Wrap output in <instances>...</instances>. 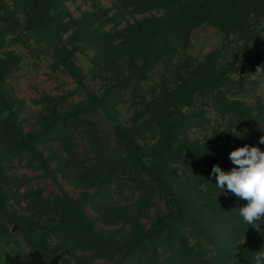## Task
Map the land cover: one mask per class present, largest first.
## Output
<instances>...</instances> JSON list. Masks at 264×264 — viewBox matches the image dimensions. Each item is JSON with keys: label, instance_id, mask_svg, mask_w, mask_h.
<instances>
[{"label": "rangeland", "instance_id": "1", "mask_svg": "<svg viewBox=\"0 0 264 264\" xmlns=\"http://www.w3.org/2000/svg\"><path fill=\"white\" fill-rule=\"evenodd\" d=\"M147 1L0 0V264L4 252L18 251L27 259L36 247L45 260L67 251L71 262L59 264H141L131 234L136 228L153 230L174 211L162 196L138 201L133 172L114 138V122L136 129V112L160 99L170 82L172 63H143L135 37L123 45L124 35L108 41L115 32L160 15L157 3ZM223 6L215 22L192 26L179 52L196 62L223 50L234 65L230 79L244 83L230 98L261 116L257 125L264 130V78L254 75L257 67L251 69L245 58L250 50L248 57L264 49V19L250 15L242 23V15H230ZM94 13L103 16L102 34L90 38L77 24ZM40 19L46 27L38 26ZM261 59L258 66L264 67ZM104 91L113 94L107 111L86 113L89 95ZM75 109L79 122L71 125L67 118ZM206 117L204 126L189 131L201 144L221 125L213 114ZM86 122L93 123V133L86 132ZM63 124L67 130L60 138ZM193 191L188 198L194 202L207 196L200 187ZM205 221L218 232L209 230L207 240L186 237L201 262L254 264L256 252L264 251L262 226L252 225L238 240L232 218ZM179 232L188 234L185 228ZM159 246V260L175 264L176 256Z\"/></svg>", "mask_w": 264, "mask_h": 264}, {"label": "trees", "instance_id": "2", "mask_svg": "<svg viewBox=\"0 0 264 264\" xmlns=\"http://www.w3.org/2000/svg\"><path fill=\"white\" fill-rule=\"evenodd\" d=\"M27 1V0H26ZM157 3L161 11L158 17H150L136 22L127 29L115 32L109 38L124 35L122 45L127 39L134 40V45L141 46L143 63L156 64L167 59L171 64L170 82L165 85L160 99L147 103V110L136 112L133 121L139 123L136 129L125 127L114 122V138L124 154V162L133 172L135 189L140 193L138 201L154 200L155 196L165 197L174 208L170 216L149 232L134 230L133 244L137 245L141 264H163L159 260L161 246L176 256L175 264H205L200 261L197 253L188 247V237L208 239L209 230L205 219H226L234 221L232 233L239 240L247 236L252 229L238 214V208L247 201L231 192H221L215 187V177H210L212 165H218L222 170L229 171L236 167L228 158V153L245 144L255 145L264 150L259 139L264 136V130L259 129L261 116L251 115L243 103L232 100L229 93L240 91L244 85L242 80L230 79L233 64H228L223 50L208 53L201 61L193 62L179 52L182 43L188 41V33L195 23L216 21L220 16L221 5L230 15L239 14L244 17L242 23L253 15L264 19V0H148ZM50 5V4H49ZM49 6H45L44 14ZM102 13H106L103 11ZM98 13L86 15L84 25L78 23L90 36L100 35L99 21L103 16ZM223 17V14H222ZM242 25V24H240ZM39 27H46L43 19L38 21ZM60 27V26H58ZM62 27V26H61ZM105 35V34H104ZM225 35H229L227 32ZM107 35H105L106 37ZM226 36V37H227ZM182 39V40H181ZM251 50L245 55L252 68L258 67V58L264 60V49ZM75 78L69 66H65ZM113 94L108 91L91 93L86 113L93 114L95 110L107 111L112 102ZM91 109V110H90ZM213 114L220 122L211 135L210 141L201 144L189 136V131L202 127L208 122L207 115ZM79 111L75 109L67 118L71 125L79 122ZM53 123L57 116L51 114ZM66 125L59 127L57 136H65ZM86 132L93 133L91 122L84 124ZM235 128V131H234ZM148 139L142 138V132ZM241 136L237 137L235 135ZM149 159L146 164L143 159ZM207 187V196L203 201L189 200V194L194 188ZM148 195V197H147ZM205 199V200H204ZM208 204V206L206 205ZM208 211V212H207ZM264 229V222L259 224ZM75 224H73V227ZM186 229L188 234H180V229ZM5 233V232H3ZM176 238V239H175ZM162 244H157V241ZM147 249V251H146ZM35 250H38L36 247ZM39 251V250H38ZM149 251V252H148ZM60 259L71 262L67 251L60 254Z\"/></svg>", "mask_w": 264, "mask_h": 264}, {"label": "clouds", "instance_id": "3", "mask_svg": "<svg viewBox=\"0 0 264 264\" xmlns=\"http://www.w3.org/2000/svg\"><path fill=\"white\" fill-rule=\"evenodd\" d=\"M254 75L264 78V67L258 66ZM259 144L264 145V136L260 137ZM228 158L236 167L224 171L214 164L209 176L215 177V187L220 193L231 192L247 201L238 208V214L245 223L256 228L264 222V150L245 144L230 151ZM201 190L206 192L207 187L202 185ZM254 264H264V251L256 252Z\"/></svg>", "mask_w": 264, "mask_h": 264}, {"label": "water", "instance_id": "4", "mask_svg": "<svg viewBox=\"0 0 264 264\" xmlns=\"http://www.w3.org/2000/svg\"><path fill=\"white\" fill-rule=\"evenodd\" d=\"M59 257L56 255L50 260H45L38 250H33L27 254V260H20L19 254L4 252L2 261L5 264H58Z\"/></svg>", "mask_w": 264, "mask_h": 264}, {"label": "flooded vegetation", "instance_id": "5", "mask_svg": "<svg viewBox=\"0 0 264 264\" xmlns=\"http://www.w3.org/2000/svg\"><path fill=\"white\" fill-rule=\"evenodd\" d=\"M13 254H19L20 255V260H27V259H24L23 257H22V255L18 252V251H16L15 253H13ZM3 262V261H2ZM3 264H5L4 262H3Z\"/></svg>", "mask_w": 264, "mask_h": 264}]
</instances>
